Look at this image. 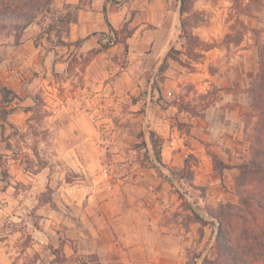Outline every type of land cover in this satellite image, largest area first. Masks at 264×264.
<instances>
[{"label":"rangeland","instance_id":"1","mask_svg":"<svg viewBox=\"0 0 264 264\" xmlns=\"http://www.w3.org/2000/svg\"><path fill=\"white\" fill-rule=\"evenodd\" d=\"M181 1L175 0V13L163 25L135 30L128 20L102 32L100 45L77 40L63 52L70 58L63 71L44 74L27 127L16 130V142H0L22 168L10 172L9 158L0 152V215L17 216L0 221V234L13 237L8 264H137L117 260L109 231L95 242L85 235H92L87 208L93 215L101 209L94 202L89 207L90 194L117 183L118 176H128L127 190L146 205L153 201L161 221L170 223L168 264H208L205 259L215 257L217 219L210 213L220 203H238V166L251 157L248 135L257 117L249 89L260 67L264 0H184L183 14ZM42 20L47 28L52 15ZM58 34H48L49 47L59 44ZM0 37L16 40L8 28ZM99 52L106 72L92 77L87 66ZM73 118L74 134L67 129ZM164 120L169 133L181 138L178 164L154 157L150 131L160 138L162 153L164 139L154 123L164 127ZM212 154L227 167L215 168ZM67 181H75L76 189L68 190ZM10 184L11 205L2 193ZM91 247L96 252L89 255L66 252Z\"/></svg>","mask_w":264,"mask_h":264},{"label":"crops","instance_id":"2","mask_svg":"<svg viewBox=\"0 0 264 264\" xmlns=\"http://www.w3.org/2000/svg\"><path fill=\"white\" fill-rule=\"evenodd\" d=\"M174 3L175 0H53L52 8L56 11L75 7L76 19L70 22L68 32L62 37L68 42L67 45L54 44L51 47L47 45L49 41L44 19L30 24L18 41L14 37L7 40L0 37V142L17 141L16 130L27 127L35 104L34 98L44 83V74L53 69L63 71L65 60L70 59L67 58L69 53L63 56V52L72 51L74 42L81 40L83 46L90 48L100 45L102 32L117 30L128 20L134 25L135 30H140L148 24H165L167 17L175 13ZM133 13L139 15L140 19L132 18ZM133 38L134 36L129 40ZM101 53L99 52L87 66V74H92V77H102L106 72L102 71L103 67L99 62ZM164 122V127L154 123L155 130L164 139L162 158L164 162L178 164L180 152L177 148L181 146V138L180 135L170 134L166 127L168 121ZM76 126L75 118L68 120L67 129H71L72 133ZM71 150L73 151L70 148L67 150L68 156H71ZM0 152H4V157L9 158L10 172L15 174L22 171L11 148H4ZM44 172L41 170L36 175L42 177ZM139 179V176H135L134 182L139 184ZM116 180L117 183L108 182L105 187L94 189L90 194L88 199L93 201L89 207L92 208L94 202L101 209L99 214L93 215L90 208H87L90 215L86 214L85 222L90 223L92 235L86 231V237L95 242L96 236L101 233V238L106 237L104 230L109 231L114 239L110 242L113 246L112 251L119 256L117 260L122 263L149 264L156 261L158 264H168L165 259L169 250L166 243L173 236L170 223L161 221L159 212L161 209L153 201L146 205L140 195L127 190V185L130 184L128 176L123 178L118 176ZM195 182L198 180L195 179ZM67 185L68 190L76 189L77 186L75 181H67ZM11 187L10 184L2 191L3 196L7 197V199L3 197L4 200L8 202L12 200L9 194ZM55 187L54 185L53 188ZM53 193L58 195L56 191ZM12 217L17 218L13 215H0V221L12 220ZM67 232L70 238L77 236L74 227L73 229L69 227ZM12 238L10 232L0 234L2 264H8L6 258L10 255ZM66 252L68 255L80 252L89 255L96 251L91 247L89 250L80 249L76 252L74 250L68 252L66 249Z\"/></svg>","mask_w":264,"mask_h":264},{"label":"trees","instance_id":"3","mask_svg":"<svg viewBox=\"0 0 264 264\" xmlns=\"http://www.w3.org/2000/svg\"><path fill=\"white\" fill-rule=\"evenodd\" d=\"M52 3L53 0H0V30L8 28L14 31L18 41L30 24L51 14L52 23L45 32L49 34L53 29L59 30L58 43L67 44L61 34L68 32L70 22L75 21V7L56 11ZM184 12L182 0L180 13ZM258 52L260 67L249 89L257 117L248 135L251 157L238 166V203H220L216 211L210 213L217 219V251L213 259H205L208 264H264V42L259 45ZM165 63L166 59L160 65V71L166 69ZM150 139L154 157L162 163L160 138L150 131ZM212 157L215 168L221 171L227 167L215 154ZM197 218L203 224L208 223L199 216ZM54 250L58 252V249Z\"/></svg>","mask_w":264,"mask_h":264},{"label":"built area","instance_id":"4","mask_svg":"<svg viewBox=\"0 0 264 264\" xmlns=\"http://www.w3.org/2000/svg\"><path fill=\"white\" fill-rule=\"evenodd\" d=\"M108 173H106V175H107Z\"/></svg>","mask_w":264,"mask_h":264}]
</instances>
